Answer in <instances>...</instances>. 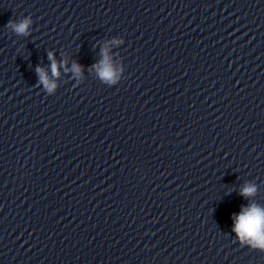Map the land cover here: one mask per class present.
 Segmentation results:
<instances>
[{"label":"clouds","instance_id":"1","mask_svg":"<svg viewBox=\"0 0 264 264\" xmlns=\"http://www.w3.org/2000/svg\"><path fill=\"white\" fill-rule=\"evenodd\" d=\"M33 23L31 16H25L23 19L13 21L9 20L6 27L10 28L17 35H29V29ZM103 59L99 64L93 65L100 75L105 80H111L113 78V68L109 63L107 55V49L102 53ZM48 59L52 61L51 71L53 75H58V64L55 61L53 54L48 53ZM82 66L78 63H74L72 71L80 73ZM36 74L39 78V83L46 85L51 91L54 85L50 84L45 72L39 66L36 68ZM256 193L255 185H246L241 190V195L248 197L253 196ZM234 226L232 231L237 234V238L243 243L246 242L250 247L264 251V207L255 203L250 204L247 207H241L239 215L233 216Z\"/></svg>","mask_w":264,"mask_h":264}]
</instances>
